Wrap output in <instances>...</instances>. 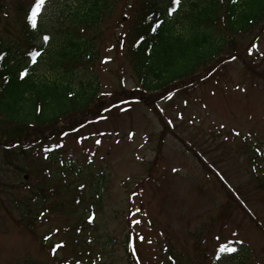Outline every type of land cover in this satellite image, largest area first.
<instances>
[{"label":"rangeland","instance_id":"obj_1","mask_svg":"<svg viewBox=\"0 0 264 264\" xmlns=\"http://www.w3.org/2000/svg\"><path fill=\"white\" fill-rule=\"evenodd\" d=\"M69 1L46 0L33 40L41 52L64 29ZM32 2L0 0L4 38L19 37L16 9ZM118 20L116 13L105 23L99 59L72 70L74 85L95 79L106 94L137 87L124 51L123 57L110 48ZM258 25L237 38L238 58L227 54L194 89L156 103L146 93L132 95L139 101L75 128L76 137L59 147L56 139L44 144L48 162L38 147L23 156L16 141L0 143V264H167L169 251L181 264H264V192L255 180L264 174V17ZM246 47L249 57L242 56ZM27 64L39 76L62 74L44 53ZM8 136L18 135L0 119V138ZM255 150L262 156L252 167ZM228 190L238 196L231 200ZM231 240L237 251L217 260Z\"/></svg>","mask_w":264,"mask_h":264},{"label":"trees","instance_id":"obj_2","mask_svg":"<svg viewBox=\"0 0 264 264\" xmlns=\"http://www.w3.org/2000/svg\"><path fill=\"white\" fill-rule=\"evenodd\" d=\"M121 2L70 0L60 21L64 29L56 33L55 42L43 52L33 41L35 29L27 20L35 2L28 7H17L19 21L15 25L19 28V37L10 40L0 32V56L3 57L0 59V119L4 124L12 125L18 136L0 138L1 145L8 144V139L12 145V141H16L20 154L26 156L24 149L27 147H40L55 139L62 142L65 136H76L75 128L79 130L89 122L96 124L105 117V108L111 110L113 105L126 100L139 101L131 98L132 95L146 93L156 103L174 91L186 93L200 85L206 75L210 77L219 66L223 67L227 54H230L229 60L235 59L237 38L252 32L264 17V0H237L236 3L232 0H187L171 14V8L176 7L172 0H132L118 13L116 9ZM116 13L120 20L118 24H112L116 29L110 48L118 54L124 51L137 87L127 92L122 89L106 94L99 91L95 79L74 85L72 70L99 59L100 53L96 49L99 36L105 23ZM125 20L128 23L122 27ZM157 24L160 27L156 28ZM21 49L44 53L53 66L62 69V74H35L27 64L29 56ZM250 55L246 47L242 56ZM24 68L29 74L21 80L19 73ZM152 102L148 105L151 109L156 107ZM67 120L72 122L67 123ZM74 123L77 125L69 129ZM21 128H27L30 133ZM256 153L255 150V156L249 158L252 167L256 157L261 160L264 156ZM256 177L258 188L264 192V174ZM96 183L99 184V180ZM97 184L96 194L99 192ZM228 191L231 200L233 195L238 196L236 191ZM228 207L226 204L224 210ZM234 243L231 240L223 245L233 247ZM168 253L172 261L167 264H173L177 259ZM247 253L244 249L240 251L241 256ZM232 259L236 261L234 264H244L241 259ZM178 260L175 263L181 264Z\"/></svg>","mask_w":264,"mask_h":264},{"label":"snow or ice","instance_id":"obj_3","mask_svg":"<svg viewBox=\"0 0 264 264\" xmlns=\"http://www.w3.org/2000/svg\"><path fill=\"white\" fill-rule=\"evenodd\" d=\"M46 0H35L34 5L32 6L30 13L27 16V20L30 23L32 28H36L37 27V18L40 15L42 8L45 5ZM237 0H232V3H236ZM172 3L176 5L175 8H171L170 13H174L176 11V8L179 7L181 0H172ZM161 23H163V21H161ZM160 27L159 24L156 25V28ZM156 28H153V31H156ZM49 40V37L45 36L44 37V41L47 42ZM253 47H255V45H253ZM29 55L31 56L32 59V63L35 64L37 63V56H39L40 54L37 53H29ZM0 59H3L2 56H0ZM29 74L28 69L24 68L20 73H19V77L21 80H23L27 75ZM118 105H113V107H117ZM109 109L105 108V111H108ZM97 143H100V141H97ZM60 145H57V147H59ZM89 219L91 220L92 218L89 217ZM138 223V222H137ZM140 239H143V237H141ZM237 243H243L242 241H237ZM64 245L61 244H57L53 249L52 252L53 254H55L56 250L59 248H62ZM237 249L235 247H231L228 245H221L220 248L217 251V255H216V259L220 260L221 259V254H231L236 252Z\"/></svg>","mask_w":264,"mask_h":264}]
</instances>
